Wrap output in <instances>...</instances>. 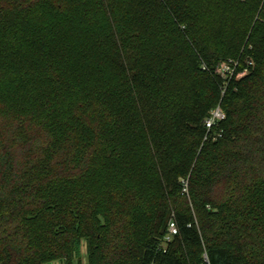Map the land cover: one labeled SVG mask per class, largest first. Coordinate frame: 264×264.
Returning a JSON list of instances; mask_svg holds the SVG:
<instances>
[{
  "label": "trees",
  "instance_id": "trees-1",
  "mask_svg": "<svg viewBox=\"0 0 264 264\" xmlns=\"http://www.w3.org/2000/svg\"><path fill=\"white\" fill-rule=\"evenodd\" d=\"M83 242L87 264H264V0H0V264Z\"/></svg>",
  "mask_w": 264,
  "mask_h": 264
},
{
  "label": "built area",
  "instance_id": "built-area-1",
  "mask_svg": "<svg viewBox=\"0 0 264 264\" xmlns=\"http://www.w3.org/2000/svg\"><path fill=\"white\" fill-rule=\"evenodd\" d=\"M253 65L252 60H245L242 62V59H230L226 62L220 64L217 69V75L224 80L225 82H229L230 80L236 78H242L245 73L248 72V67ZM225 115L221 108V106H217L212 112L206 121V128L209 131H212L219 122L224 119ZM178 232L177 226L174 222H171L169 225V236L167 237V241H170L171 238L176 235Z\"/></svg>",
  "mask_w": 264,
  "mask_h": 264
},
{
  "label": "rangeland",
  "instance_id": "rangeland-1",
  "mask_svg": "<svg viewBox=\"0 0 264 264\" xmlns=\"http://www.w3.org/2000/svg\"><path fill=\"white\" fill-rule=\"evenodd\" d=\"M128 0H120V6L123 7L126 3H127ZM245 57H243L242 59V62L247 60V59H244ZM245 75H247V73H245ZM244 75V76H245ZM243 76V77H244ZM240 79V78H239ZM82 254H83V257H82V263L85 264L86 261H87V250H86V243L83 242V247H82ZM75 264H76V261L74 260ZM51 264H63L61 262H53Z\"/></svg>",
  "mask_w": 264,
  "mask_h": 264
},
{
  "label": "crops",
  "instance_id": "crops-1",
  "mask_svg": "<svg viewBox=\"0 0 264 264\" xmlns=\"http://www.w3.org/2000/svg\"><path fill=\"white\" fill-rule=\"evenodd\" d=\"M85 264H87V261H86V263Z\"/></svg>",
  "mask_w": 264,
  "mask_h": 264
}]
</instances>
